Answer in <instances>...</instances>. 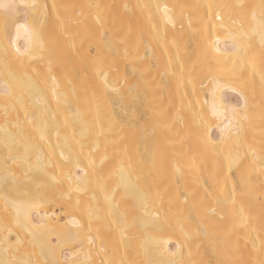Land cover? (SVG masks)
<instances>
[{
    "label": "bare ground",
    "instance_id": "1",
    "mask_svg": "<svg viewBox=\"0 0 264 264\" xmlns=\"http://www.w3.org/2000/svg\"><path fill=\"white\" fill-rule=\"evenodd\" d=\"M3 4L43 51L0 8V264L264 261L261 0Z\"/></svg>",
    "mask_w": 264,
    "mask_h": 264
},
{
    "label": "snow or ice",
    "instance_id": "2",
    "mask_svg": "<svg viewBox=\"0 0 264 264\" xmlns=\"http://www.w3.org/2000/svg\"><path fill=\"white\" fill-rule=\"evenodd\" d=\"M15 5L11 4H3L0 5V8L4 9V22H3V41L5 44L4 52L5 55H8L10 52H14L17 56L23 57L27 56L29 59H36L38 56H41L43 48L42 41L39 35V32L32 27L28 21L25 19L23 23L19 22L14 18V9ZM25 7H29L35 9L36 5H26ZM127 7V6H125ZM165 17H167L168 9L164 8ZM169 22H170V18ZM252 21L254 22V26L251 31L253 34L258 33L261 39V43L264 44V0H261V4L259 6V18L257 17V13H252ZM15 27L16 29V38L13 39L11 35L10 28ZM24 32L27 36L26 47L21 50L20 47L17 46V41L20 38L21 32ZM248 33L241 31L239 36L234 34V39H240L246 37ZM210 95L212 97L211 103L209 105V110L213 116L222 115L227 111L226 107L223 105L221 101L218 100L217 97V89L213 88L210 90ZM223 110V111H222ZM240 106H232L231 112L233 114V119L236 114L239 112ZM227 119V116H225ZM246 118V117H245ZM228 126H232V120H228ZM44 138L43 136L41 137ZM63 155V154H62ZM93 216V211H89V221H91ZM79 226V225H78ZM88 243H92V240L89 238ZM262 254H264V248H262ZM261 264H264V261H261Z\"/></svg>",
    "mask_w": 264,
    "mask_h": 264
},
{
    "label": "rangeland",
    "instance_id": "3",
    "mask_svg": "<svg viewBox=\"0 0 264 264\" xmlns=\"http://www.w3.org/2000/svg\"><path fill=\"white\" fill-rule=\"evenodd\" d=\"M230 97H231V99L236 100V98H234V96H230Z\"/></svg>",
    "mask_w": 264,
    "mask_h": 264
}]
</instances>
